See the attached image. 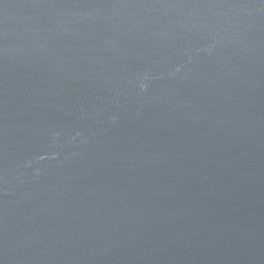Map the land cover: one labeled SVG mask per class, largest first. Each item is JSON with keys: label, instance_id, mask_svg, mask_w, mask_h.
<instances>
[{"label": "water", "instance_id": "1", "mask_svg": "<svg viewBox=\"0 0 264 264\" xmlns=\"http://www.w3.org/2000/svg\"><path fill=\"white\" fill-rule=\"evenodd\" d=\"M0 264H264V0H0Z\"/></svg>", "mask_w": 264, "mask_h": 264}]
</instances>
